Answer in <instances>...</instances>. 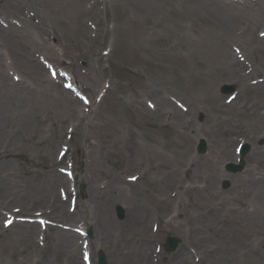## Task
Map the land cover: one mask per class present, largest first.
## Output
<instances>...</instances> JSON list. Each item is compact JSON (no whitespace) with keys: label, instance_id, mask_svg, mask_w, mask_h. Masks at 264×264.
<instances>
[{"label":"bare ground","instance_id":"bare-ground-1","mask_svg":"<svg viewBox=\"0 0 264 264\" xmlns=\"http://www.w3.org/2000/svg\"><path fill=\"white\" fill-rule=\"evenodd\" d=\"M1 1L3 5L5 4L6 9L13 12L23 9V13H25L26 6L24 4L26 1L31 3V0ZM56 1L62 2V6H59ZM56 1L32 0V7L40 9V12L55 20H58L59 15L69 16L78 10V5H75L74 2ZM101 1L103 2V0H87L86 3H90L91 8L97 9ZM104 1L107 5L110 0ZM144 1L147 6H144ZM217 1L220 0H201L203 4L201 6L204 7L203 10L208 11L209 8H214L210 4L217 5ZM117 2L133 16L131 19H126L120 25V29L125 31L130 25L135 28L136 32L135 37H132L134 44L130 41L125 43L124 58L126 57V60L135 58L144 51H149L155 57V46L148 48L150 43L155 42V21L152 23H148L146 20L145 23L141 21L147 14L154 17L155 6L160 3L157 0H117ZM63 4L65 5L63 6ZM242 4L245 5L244 9L248 8L252 11L257 7L256 4L247 0H242ZM247 12L249 11L247 10ZM243 14L240 12V19L247 16ZM20 15L28 18L23 14ZM231 17L232 20L237 19L236 15ZM21 19L23 25L20 30L23 31L26 40H29L35 31L41 37L46 34L54 39L59 37V31L54 27L38 26L33 24L30 18L21 17ZM99 29L100 32H104L105 26H99L98 31ZM5 31L14 36L17 30L13 24H10L9 30L0 29V35L4 36L7 33ZM258 33L259 31L255 32V35L250 36L249 40L243 36V39L240 40L243 48L242 46L229 45V51L233 57L237 59L240 57L243 61L235 62L226 49H221L220 55H218L219 61H215V56L212 55L211 59L202 58L196 61L195 57L193 61H184L185 71L198 83L196 90L199 97L197 98L200 99L204 107L206 106V110L212 116L211 128L201 131L207 136L211 149L204 159H195L194 140L199 136H193L195 131L193 132L187 126L189 115L201 110L196 104L191 103L192 101L189 102L186 109H178L173 101L166 100L160 91L155 90V85L140 82L128 89L121 86L122 96L117 97L119 106L105 117L101 110L92 107V105L93 109L86 107L72 93L60 92L56 85L57 81L47 79L44 69L39 65L31 61L32 66L29 67V57L24 53L22 41H17H24L25 38L12 39L11 36L10 40H3L6 48L14 53L16 68L28 74V81L33 83V87L28 88V91H23L22 94L25 95L10 94L3 77L0 76V198L6 196L15 198V200L27 199L34 202H50L53 199L55 215L61 213L60 217L62 218L76 217L66 214L64 205L58 204L61 201L58 202L55 199L58 196L57 199L61 200L60 194L57 195L59 191L69 190L68 180L61 172L57 161L51 160L49 164L43 163L44 168L41 167L32 173L37 181L34 187H29L27 181L30 169L27 170L26 176L21 178L14 171V165L7 161V158L12 156L13 150L18 147L23 149L22 145L19 146V137L32 147L41 146L44 143L36 140L37 129H34L36 131L34 133L32 126L36 124L38 127L42 122V116H50L52 112H45V105H53L63 112L65 117L71 119V123H67L65 128V134L69 136V143H76L79 138H82L92 153L90 164L93 167L94 180L89 184V197L90 203L95 202L99 208L91 213L90 223L99 230L97 234L100 233L106 239L107 242L104 246L116 249L118 264H158L154 263L157 255L153 249L152 236L159 228H170L189 234V236L194 235L193 243L199 248L204 238L202 232L209 233L208 238L212 239L213 243L208 246L205 254L202 253V256L210 258L212 264H263L253 245L241 238L251 235L257 228L262 229L264 225V209L262 208L264 207V177L256 178L253 174H247L249 179L251 178L250 180L242 179L244 176L232 177L236 199L239 197L243 200L245 195H253L258 204L257 208L243 204L242 200H237V203L232 205L225 203L221 200L222 193L213 187L216 181L228 177V172L226 174L220 170L221 167L217 160L224 161L229 158L232 161L231 158L235 157V147L233 151L231 148V143L234 140L231 139L228 142V138L224 137L230 131L229 127L233 123L243 125L250 122L254 129L264 128V98L258 102H255L253 98L257 95L264 97V79L260 75H256L253 76L255 78L248 79L247 83L246 76L248 75L246 71L245 73L242 71L245 65L251 64V52L255 55L260 51V48L255 46L264 43V38H261ZM102 35L106 38L109 33L106 31ZM97 36L96 33V38ZM165 42L161 49L168 54L171 40L165 39ZM217 52L219 53V51ZM225 56H228V59ZM171 59H174L172 55ZM252 63L255 64V61ZM202 64L207 66L206 69L201 67ZM253 72L258 73L259 69L254 66ZM92 75L90 80H85L86 78L81 74L77 78L83 83H88L87 91L94 99L101 79L95 72ZM225 77L243 85V90L247 95L250 93L252 97L247 99L242 95L244 98L240 103L233 104L232 101L231 106L224 105V101L218 95L217 84ZM34 84L35 88L36 85L46 87L45 91H43L44 88L38 91L34 88ZM76 84L83 89L81 84L77 82ZM12 86L16 87L14 82ZM239 96L240 94L234 101ZM156 98L157 102L155 103ZM127 110L132 111L134 119L126 118ZM166 113H171L172 116L171 131L155 132L144 126L145 123L154 121L155 118ZM55 114L59 116L58 111ZM59 126L51 131L55 148L44 146L38 150V157L43 162L47 157H51L54 151H59V142L56 141L59 139ZM134 127H139L142 132L137 133ZM38 132L40 133L41 130ZM251 160L257 164L263 162L256 153L251 157ZM131 168H136L138 171L131 175L129 172ZM11 171L13 172L10 173ZM2 176H13V187L8 188L6 183H1ZM204 182L207 185H203ZM120 200L130 204L131 216L125 224L127 225L126 229L119 234L117 230L123 225L117 224L112 216V209L109 210L108 206L114 207ZM11 202L13 201H1L0 205L6 206V203ZM12 212L10 211L11 215H9L14 220V224L15 217L19 215ZM35 226H27V228L33 229ZM58 235L61 236L57 244L61 246L62 255L75 258L79 254L78 246L75 243L81 238L63 230H59ZM117 235L121 241L119 245L116 244ZM70 243L73 244L68 247L67 245ZM99 246L100 244H98ZM235 247L238 248V251L242 248L243 260L236 255ZM167 263L190 264L191 258L189 253L182 248L179 255L172 256Z\"/></svg>","mask_w":264,"mask_h":264},{"label":"rangeland","instance_id":"rangeland-1","mask_svg":"<svg viewBox=\"0 0 264 264\" xmlns=\"http://www.w3.org/2000/svg\"><path fill=\"white\" fill-rule=\"evenodd\" d=\"M69 1L78 5V10L69 16L65 14L59 15L58 20H55L53 17L40 12V9L32 7V0L31 3H27L26 1L27 4H24L27 7L24 8L25 13H23V9L19 12L6 9L5 4L3 5L0 0V29L9 30V25L13 24L17 30L14 36L8 31H5L7 32L6 34L3 33L4 36L0 35V76L3 77L8 92L10 94L16 93L20 96L25 95L22 94L23 91H28V88L33 87V83L28 81V74L16 68L14 53L10 49H7L3 42V40H10L11 36L12 39L25 38L23 31L20 30L23 25L21 17L25 19L30 18L31 22L38 26L47 25L49 26L48 28L54 27L59 31V37L54 39L47 34L41 37L35 31L29 40H26V38L24 41L17 40L19 42L22 41L24 53L29 57V67L32 66L33 62L44 69L47 79H58L59 82L56 85L60 92L68 91L65 88L66 83L78 86L83 93L89 95L87 96L89 97V101L93 97H90V93L87 91L89 87L88 83L81 82L77 77L81 74L86 78L85 80H90L94 75L92 73L95 72L97 77L101 79V84L95 98L91 100V105L101 110L105 117L119 106L120 103L117 101V97L122 96L121 86L128 89L140 82L155 85V90L160 91L166 100L175 101L178 106L187 107L189 102L192 101L191 103L196 104L201 110L189 115L187 126L193 132L195 131L192 134L193 136H199L198 139L194 140L193 154L195 159H204L211 149L207 136L201 131L205 128H211L212 116L206 110V106L204 107L200 99L197 98L199 97L196 90L198 83L185 71V67H183L184 61H193L195 57L196 61L202 58L211 59V55L215 56V61H219L220 57L218 55H220L221 49H226L231 54L229 45L242 46L240 40L243 39V36L249 40L250 36L255 35V32L259 31L260 33L264 31V0H247L257 5L253 9L254 11L248 8L244 9L245 5L242 4V0L238 2L236 0H220L217 1V5L210 4L214 8H209L208 11L203 10L204 7L201 6L203 5L201 0H157L160 4L155 6V16L150 17L147 14L145 19L141 21L142 23L145 20L148 23L155 21V42L148 45V48L155 46V57L149 51H144L140 52L137 57L129 60H126V57L124 58L126 54L125 43L130 41L134 44L132 37H135V28L129 25L124 31L120 29V25L126 19L133 17L131 12L125 11L124 7L117 0H110L107 5L103 0L97 9L95 7L91 8V4L86 3L87 0ZM56 2L59 6H62V2ZM143 4L147 6L145 1ZM240 12H243V15L247 16L240 19ZM234 15L237 16V19L232 20L231 16L234 17ZM99 26H105L104 32L108 31L109 35L106 38L102 35L104 32H100V29L98 31ZM96 33L98 34L97 38ZM165 39L171 40L168 54L165 50L161 49V46L166 43ZM255 47L260 48V51L255 55L251 52V64L245 65V68L242 70L244 73L246 71L248 75L246 76L247 83L248 79H251V77L255 78L253 76L256 75H260L264 79V43ZM23 49L21 50L22 55ZM171 55L176 60L171 59ZM231 57L235 62H239V59L233 57L232 54ZM225 58L228 59V56H225ZM253 60L255 64L252 63L254 62ZM253 65L256 66V69H259L258 73H252ZM201 67L206 69L207 66L202 64ZM60 72L63 73V76H66L61 77ZM13 82L16 87L12 86ZM75 82L81 84L83 89ZM225 85L236 88V94H240L236 101H234L235 99L231 100L234 96L222 93V88ZM40 86L42 85H36L35 88L34 84V88L38 91L41 88H44L43 91H45L46 87ZM106 92L108 93L106 94ZM217 92L226 106H231L232 101L233 104L236 102L240 103L244 96L247 99L252 97L250 93L247 95L243 90V85L235 83V81L226 77L218 82ZM104 93L106 94L105 97L102 96ZM253 98L255 102H258L264 97L263 95H257V97L254 96ZM156 102L157 98L155 99ZM45 107V112H52L50 116H42V122L39 126L37 127L36 124L32 126L34 133L36 132L34 129H37L36 134L38 135L36 136V140L44 143L41 146L32 147L28 142L24 143V140L19 137V146L22 145L23 149L18 147L13 150L12 156H9L7 161L14 165V171L21 178H24L27 170L30 169V173L27 174L29 187H34L37 182L32 174L33 172L43 167L44 164H49L51 160L57 161L61 172H63V175L68 180L69 190L66 192L59 191L57 195L60 194L61 200L57 199L58 196L55 199L58 202L61 201L58 204L64 205L66 214L75 215L76 217L62 218L60 217L61 213L55 215L54 206L52 205L53 199L50 202H34L27 199L15 200V198L6 196L0 198V202L13 201L6 203V206L0 205V264H88L85 261L87 256L90 258L89 264H98L100 252L105 254L109 264H118L116 249L104 246L107 242L106 239L100 233L97 234L99 230L90 223L91 213L99 208L95 202L90 203L89 197V184L94 180L93 167L90 164L92 153L82 138H79L81 140L78 139L76 143H69V136H66L65 128L67 123H71V119L65 117V114L57 109L56 106L47 104ZM92 107L91 109H93ZM56 111L59 112V116L55 114ZM126 118L128 120L134 119V114L131 110L126 111ZM171 118V113H166L159 118H155L154 121L145 123L144 126L148 130H154L155 132H169L172 130ZM57 126H59V139L56 141L59 142L58 149L60 152L54 151L52 156L47 157L43 162L38 157V150L44 148V146L55 148V143L51 138V131ZM253 127V124L250 122L243 125L233 123L229 127L230 131L224 137L228 138V142L231 139L234 140L231 143V148L233 151L235 147V157L231 158L232 161L229 158L224 161L217 160L222 172L226 173V165L237 160V146L242 143H249L252 147L251 153L245 158V170L240 175H237V177L244 176L242 179L247 180L251 179H249L247 174H253L256 178L264 177V146L261 145V141L264 140V128L261 127L257 130ZM38 130H41V132L39 133ZM134 130L137 133L142 132L139 127H134ZM200 140H205L207 143L205 154H199L197 151V145ZM255 153L263 161L260 164L254 163L251 160V157ZM137 171L136 168H131L129 172L132 175ZM116 172L118 173V171ZM227 175L228 177L225 179L216 181L213 187L222 193L221 200L232 205L236 204L237 200L242 199L239 197L236 199V196H234L233 176ZM12 178L13 176H2L1 183H6L7 187L11 188L13 187ZM226 182H229V187H225ZM203 185H207V183L204 182ZM242 203L250 207H258L253 195H245ZM108 207L109 210L112 209V216L117 224L123 225L117 230L120 234L126 229L127 225L125 224L131 216L130 204L128 205L127 202L120 200L114 207L111 205ZM117 207H122L126 212V217L123 221H120L117 217ZM262 208L264 209V207ZM10 211L16 212L19 215L15 217L16 222L14 224V220L10 216L11 213H9ZM33 225H36L35 228H27V226ZM83 229L85 231L91 229L93 237L87 238L86 236H81L77 231H82ZM263 229L264 225L262 229L257 228L251 235L242 237L241 239L247 240L253 245L254 250L258 252L259 259L264 264ZM29 230L34 232L29 233ZM59 230L71 232L81 238L75 243L79 249V254L75 258L62 255L61 246L57 244L61 239V236L58 235ZM202 235L204 238L199 248L193 243L194 235L189 236V234L170 228L157 229L152 236L153 249L157 255L154 263H167L172 256H178L180 250L184 248L190 255V264H212L210 258L205 257V255L202 256V253L205 254L208 246L213 243V240L208 238L209 233L207 232L203 231ZM169 236H175L182 242L179 250L175 253L167 251L166 239ZM119 242L121 241L119 235H117L116 244L119 245ZM71 244L73 243L67 246L69 247ZM98 244H100L99 247ZM67 246L66 249H68ZM241 249L238 251V248L235 247L234 250L237 251L236 255L243 260V250Z\"/></svg>","mask_w":264,"mask_h":264},{"label":"water","instance_id":"water-1","mask_svg":"<svg viewBox=\"0 0 264 264\" xmlns=\"http://www.w3.org/2000/svg\"><path fill=\"white\" fill-rule=\"evenodd\" d=\"M232 90H233V88H226L225 89V92H228L229 93ZM205 148H206V145H205L204 142H202L201 143V147H200L201 151L204 152L205 151ZM249 149H250V147L248 145L245 146V148L243 149V153H242L243 157L249 152ZM241 169H242V167L238 168V167H233V166H231L229 168L230 171H235V172L236 171H239ZM120 216L123 217V213L122 212H120ZM178 243H179L178 240H176V239H170L168 241L169 250L170 251H174L177 248ZM99 262H100V264H107V261H106V259H105V257L103 255L100 256V261Z\"/></svg>","mask_w":264,"mask_h":264}]
</instances>
